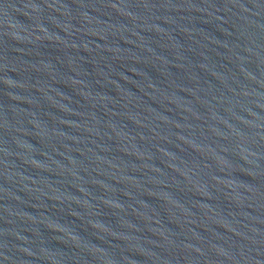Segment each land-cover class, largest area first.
Instances as JSON below:
<instances>
[{
    "label": "water",
    "instance_id": "1",
    "mask_svg": "<svg viewBox=\"0 0 264 264\" xmlns=\"http://www.w3.org/2000/svg\"><path fill=\"white\" fill-rule=\"evenodd\" d=\"M0 264H264V0H0Z\"/></svg>",
    "mask_w": 264,
    "mask_h": 264
}]
</instances>
